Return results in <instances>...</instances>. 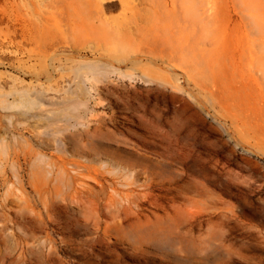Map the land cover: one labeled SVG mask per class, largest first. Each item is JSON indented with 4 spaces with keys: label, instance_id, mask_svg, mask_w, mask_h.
Returning <instances> with one entry per match:
<instances>
[{
    "label": "rangeland",
    "instance_id": "1",
    "mask_svg": "<svg viewBox=\"0 0 264 264\" xmlns=\"http://www.w3.org/2000/svg\"><path fill=\"white\" fill-rule=\"evenodd\" d=\"M0 264H264V0H0Z\"/></svg>",
    "mask_w": 264,
    "mask_h": 264
},
{
    "label": "bare ground",
    "instance_id": "2",
    "mask_svg": "<svg viewBox=\"0 0 264 264\" xmlns=\"http://www.w3.org/2000/svg\"><path fill=\"white\" fill-rule=\"evenodd\" d=\"M144 1L146 2V0H140L141 4H142V2H144ZM60 5H61V4H60ZM56 6H58V4H57ZM64 6H65V5H64ZM61 7H62V6H61ZM61 7H60V9H62ZM68 7H69V6H68ZM68 7L66 6V7H65L66 9H65L64 7H63V8H64L65 10H68V9H67ZM154 8L156 9L157 6L154 5ZM159 8L162 9V13H163V14H164V12H165V13L167 12V10H166V9H167V6H166V3H165V2H163V4L159 6ZM62 10H63V9H62ZM65 10H64V11H65ZM139 11H143V9H140ZM144 11L147 12V11H149V9H147V10L145 9ZM149 12H150V11H149ZM151 14H153V12H151Z\"/></svg>",
    "mask_w": 264,
    "mask_h": 264
}]
</instances>
